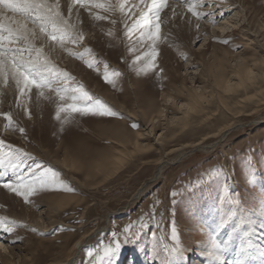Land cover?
Wrapping results in <instances>:
<instances>
[{"label": "rangeland", "instance_id": "374dc122", "mask_svg": "<svg viewBox=\"0 0 264 264\" xmlns=\"http://www.w3.org/2000/svg\"><path fill=\"white\" fill-rule=\"evenodd\" d=\"M169 3L180 5V0ZM215 3L220 5L215 9L217 22L200 21L199 32L194 26H184L179 16L175 17L179 26L162 27L157 63L164 71L159 76L154 72L142 75L137 71L142 64L133 63L150 42L141 47L136 43L138 34L127 38L119 21L115 26L101 21L102 27L96 28L89 24L83 44L66 47L72 53L91 48L109 71L121 73L116 88L102 79L104 63L90 69L69 51L45 48L59 69L109 105L118 113L115 117L76 115L62 125L55 119V93L46 92L51 99L36 103L33 90V101L27 104L29 118L15 108L14 89L2 90L0 111H13L26 137L5 131L0 119V139L35 157L25 164L38 162L55 170L64 186L74 191L41 193L25 205L21 198L0 189V217L23 225L11 235L0 232V264H59L68 259V264H88L87 252L111 243L112 233L121 240L112 264H161L162 258L170 264L171 255L164 246H173V224L188 264H209L203 259L209 234L228 211V198L239 200L237 215L227 229L217 233L218 239H229L231 233L229 248L233 245L238 251L244 242L249 244L248 230L255 228L253 234L260 236L264 0ZM62 6L66 11V3ZM209 10L206 6L205 11ZM176 11L184 12L185 19L190 16L182 6ZM165 12L171 16L170 9ZM224 21L228 25L220 29ZM110 29L112 36L106 35ZM197 36L198 42L193 43ZM224 39L228 45L219 42ZM133 45L139 49L135 54L128 51ZM250 53L253 60L248 59ZM249 69L254 71L251 76L246 73ZM228 80L231 86L225 90ZM133 123L139 127L133 128ZM212 166H224L223 174L196 186ZM177 190L183 195L173 204L171 193ZM130 225V233H125ZM126 236L129 242L124 243ZM198 239L206 243L198 245ZM197 249L205 257L194 253Z\"/></svg>", "mask_w": 264, "mask_h": 264}, {"label": "snow or ice", "instance_id": "6c2138e0", "mask_svg": "<svg viewBox=\"0 0 264 264\" xmlns=\"http://www.w3.org/2000/svg\"><path fill=\"white\" fill-rule=\"evenodd\" d=\"M178 6H182L186 9V13L190 14L187 19L184 12L176 11ZM206 6L210 9L209 11H205ZM219 7L215 0H180V5L170 4L169 0H66L65 11L61 0H0V89H14L15 108L22 109L29 118L31 112L27 104L33 101V90H35L36 103L51 99L46 92L55 93L58 101L55 119L62 125L72 122L76 115L115 117L118 113L109 105L88 92L82 84L75 83V78L68 72L59 69L51 60L49 52L56 47L69 51L67 45L83 44L86 39L85 29L89 24L96 28L102 27L98 23L101 21L113 26L119 21L127 38L132 39L138 34L136 43L141 47L145 42H150L143 52L135 55L133 63L142 64L137 71L142 75L154 72L159 76L164 71L157 63L159 55L157 42L161 40L162 27L168 24L179 26V22L175 21V17L179 16L184 26L189 29L194 26L199 32L200 21L207 18L212 23L217 22L215 9ZM165 9L171 10V16L165 12ZM219 15L223 16V11H220ZM113 34L112 29L106 33L108 36ZM198 40L199 36L193 43H197ZM219 42L224 45L229 44L227 39ZM46 47L49 52L45 51ZM128 51L135 54L139 49L133 45ZM69 55L84 61L90 69H97L100 63H104L102 79L105 84L116 88V78L121 73L117 70L109 71L106 62L95 59L91 48L85 47L82 53L69 51ZM86 56H93V58L89 60ZM184 59H187L186 55ZM3 95V91L0 90V97ZM2 103L3 99H0V104ZM0 119L4 122L5 131H18L22 137H26L25 128L14 119L13 111H0ZM131 126L139 127L137 123ZM5 148L7 151H0V189L21 198L25 205L32 204L33 198L41 193L74 191L64 186L63 180L59 178L55 170L38 162L33 165L25 164V160L35 161V157L23 149H14L11 145H6L5 141L0 139V150ZM223 168L224 166L219 168L212 166L210 170H205L196 186L210 183L223 174ZM249 182H254V178ZM183 191L187 192L189 189L185 188ZM181 195L183 192L173 191L172 203L175 204L176 197ZM238 204L239 200L228 198V211L221 214L216 228L209 234L210 243L206 246L205 255L213 261V264H230L226 261L225 254L229 250L232 234L229 233V239L221 241L217 233L224 231L233 223ZM152 218H155L154 212ZM18 226L23 225L0 217V232L11 235ZM145 226L141 225V227ZM258 227L260 239H264V216L261 217ZM31 230L36 231V229ZM130 230L131 225L126 227L124 232L130 233ZM251 230L255 234V228ZM153 236L155 237V233ZM112 237L111 243L102 245L99 250L87 252L88 264H112L113 258L121 248V240L117 234L112 233ZM170 238L173 246L169 249L165 245V253L167 255L182 254L183 250L180 247V238L175 224L172 225ZM15 242V240L12 241L13 244ZM123 242H129L127 236ZM250 254V246L241 244L235 264H243V258ZM260 255L264 257V251H260ZM161 264H168V261L162 258Z\"/></svg>", "mask_w": 264, "mask_h": 264}, {"label": "bare ground", "instance_id": "6f19581e", "mask_svg": "<svg viewBox=\"0 0 264 264\" xmlns=\"http://www.w3.org/2000/svg\"><path fill=\"white\" fill-rule=\"evenodd\" d=\"M61 3L62 4L66 3V0H61ZM9 15H11V14H9ZM227 25H228V21H224L219 26V28L220 29L225 28V26L227 27ZM250 55L251 56H249L248 59L253 60L254 57L252 56L251 53H250ZM246 73L249 76H251V75L254 74V71L252 69H249V70L246 71ZM229 83H230V80H228L227 82H225V84L223 85L224 88H225V90L228 89L231 86ZM6 89L7 88H2L0 90H6ZM231 128L232 127L227 128L225 134H227L230 131ZM222 137H224V134H223ZM199 146L200 145L196 144V146H194V147H197V148H202L203 147V146H201V147H199ZM173 162H176V161L174 160ZM141 189L142 188H140L138 190V192H140ZM248 235L250 237L249 244H247V243L244 242V245H249L250 246L251 254L248 255V256H245L243 258V264H264V257H262L260 255V251H264V241L262 239H260V236L256 237L253 234V231L252 230H248ZM84 238H86V236ZM204 243H206V240L205 239L204 240L203 239H198L197 240V244L198 245H202ZM194 253H197V254L199 253L198 255H200V257L201 256L202 257L204 256L203 254H200L201 252L198 249L195 250ZM225 255H226V261L230 262V264H235V262L237 260V251L234 250L233 245L229 248L227 254H225ZM203 259H204V261L208 262L209 264H213V261L210 258H208L207 256H206V258H203ZM70 260L71 259H68L67 261L62 262V263H59V264H68ZM170 264H188V259L186 257V254L182 251V254L171 255L170 256Z\"/></svg>", "mask_w": 264, "mask_h": 264}]
</instances>
